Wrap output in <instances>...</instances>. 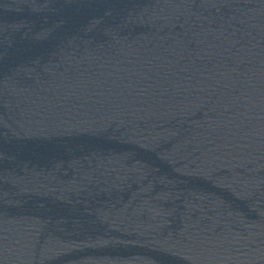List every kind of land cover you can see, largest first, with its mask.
<instances>
[{
    "label": "water",
    "instance_id": "obj_1",
    "mask_svg": "<svg viewBox=\"0 0 264 264\" xmlns=\"http://www.w3.org/2000/svg\"><path fill=\"white\" fill-rule=\"evenodd\" d=\"M0 264H264V0H0Z\"/></svg>",
    "mask_w": 264,
    "mask_h": 264
}]
</instances>
